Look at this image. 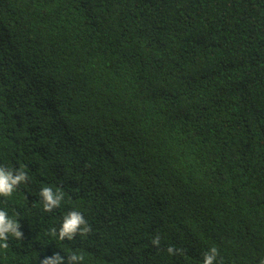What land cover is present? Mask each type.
Wrapping results in <instances>:
<instances>
[{
  "label": "trees",
  "instance_id": "obj_1",
  "mask_svg": "<svg viewBox=\"0 0 264 264\" xmlns=\"http://www.w3.org/2000/svg\"><path fill=\"white\" fill-rule=\"evenodd\" d=\"M0 166V264H264V0H0Z\"/></svg>",
  "mask_w": 264,
  "mask_h": 264
},
{
  "label": "clouds",
  "instance_id": "obj_2",
  "mask_svg": "<svg viewBox=\"0 0 264 264\" xmlns=\"http://www.w3.org/2000/svg\"><path fill=\"white\" fill-rule=\"evenodd\" d=\"M28 179L27 174L21 169L15 173L12 170H8L0 166V196L9 197L12 195L16 187L22 183L26 182ZM40 196L43 199L44 210L51 212L54 208L60 206L63 200L62 192H54L49 187H44ZM21 225L18 221L10 218L6 211L0 210V248L7 249L9 247L7 240L9 234L17 239L23 238V233L20 231ZM91 229L87 225L84 216L77 211H71L65 216L64 222L59 230V238L64 240H72L78 233L81 235L87 234ZM52 235H56V229L51 230ZM154 244H159V238L153 241ZM169 253H173L175 250L173 248L168 249ZM218 251L216 248H212L209 253L204 256V264H214ZM84 257L82 255H71L68 257L67 264H74L76 261H82ZM42 264H65V258L57 252L54 256L45 257L42 260Z\"/></svg>",
  "mask_w": 264,
  "mask_h": 264
}]
</instances>
